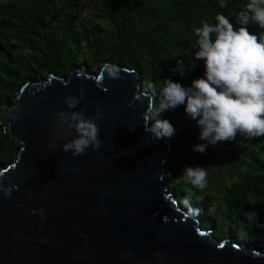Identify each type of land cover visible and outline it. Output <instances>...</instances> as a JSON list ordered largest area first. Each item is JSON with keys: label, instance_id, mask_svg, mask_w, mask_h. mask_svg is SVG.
<instances>
[{"label": "water", "instance_id": "95a60500", "mask_svg": "<svg viewBox=\"0 0 264 264\" xmlns=\"http://www.w3.org/2000/svg\"><path fill=\"white\" fill-rule=\"evenodd\" d=\"M140 85L136 68L107 60L99 72L30 79L3 106L0 124L20 149L0 170L16 186L10 197L0 191V264H264V247L218 239L171 191L161 161L173 141L145 130L154 97ZM81 90L76 110L102 111L101 144L73 156L63 145L74 131L54 113Z\"/></svg>", "mask_w": 264, "mask_h": 264}, {"label": "trees", "instance_id": "16d2710c", "mask_svg": "<svg viewBox=\"0 0 264 264\" xmlns=\"http://www.w3.org/2000/svg\"><path fill=\"white\" fill-rule=\"evenodd\" d=\"M89 1L100 6L117 30L118 40L109 58L99 59L97 50L80 57L72 49L71 43L75 41L87 39L91 44L89 36L96 34L75 31L68 36L70 25L78 28L80 23L75 21L83 18ZM247 2L227 0V6L222 9L218 0H30L20 6L0 0V88L4 85L0 90V111L4 105L14 103L16 92L26 81L46 78L47 70L68 78L73 68L85 65L92 71L97 62L99 68L95 72H99L101 63L107 60L136 68L141 83L148 79L160 85L166 77H171L190 85L204 71L203 61L194 56V29L203 20L214 23L217 13L226 15L234 27H239L235 17ZM154 14L157 24L134 37L131 30L136 16L147 21ZM249 30L264 31L257 25H249ZM27 47L38 57L25 53ZM178 61L185 64L183 75L177 68ZM29 64L42 73L35 74ZM154 102L158 104V97H154ZM165 117L178 129L188 127L192 140H197L199 129L187 118L183 106L165 113ZM237 139L239 144L232 152L226 151L229 145L221 143L223 167L231 178L221 191L216 193L207 190L208 187L197 190L182 180L186 165H176L172 158L185 149L192 150L187 142L173 148L165 163L166 179L171 191L201 218L204 227V220H210L215 234L222 226L245 243L251 241L264 246V136L252 140L237 136ZM19 149L20 143L5 133L4 125L0 124V170L15 160ZM190 165L198 166V161Z\"/></svg>", "mask_w": 264, "mask_h": 264}, {"label": "clouds", "instance_id": "9594fccd", "mask_svg": "<svg viewBox=\"0 0 264 264\" xmlns=\"http://www.w3.org/2000/svg\"><path fill=\"white\" fill-rule=\"evenodd\" d=\"M220 8L227 6V0H218ZM214 23L201 21L194 29V56L203 61V75L184 85L166 77L160 85L145 79L140 87L144 95L158 97L141 114L145 130L152 139L171 138L176 127L165 117V113L183 106L188 119L199 129L194 152L203 154L209 146L236 140L256 139L264 136V31L249 30V25L264 29V0H248L244 9L235 17V24L222 13H217ZM177 68L183 75L185 64L178 61ZM113 78L120 76L115 66L107 69ZM84 92L64 98L66 109L56 110L55 117L60 125L74 131L63 150H71L73 156L81 155L101 144L98 121L102 111L97 105L94 115H86L76 106L84 100ZM131 106V105H130ZM133 130V127H129ZM134 155V152H133ZM161 161V164H165ZM2 177V173H0ZM182 180L197 190L208 187V174L204 167L186 165ZM16 188L4 184L0 179V191L10 197ZM187 202V200H186Z\"/></svg>", "mask_w": 264, "mask_h": 264}, {"label": "rangeland", "instance_id": "374dc122", "mask_svg": "<svg viewBox=\"0 0 264 264\" xmlns=\"http://www.w3.org/2000/svg\"><path fill=\"white\" fill-rule=\"evenodd\" d=\"M28 1L30 0H3L5 4H8L10 6H20L21 4H24L25 2ZM137 16L133 20V22H135V24L133 25L135 28L132 26V30H131L132 35L134 37L144 33L148 29H152L153 26L157 24L156 23L157 15L155 14L152 15L151 18L147 21L142 19L143 17H137ZM75 23H80V24L78 28L74 27V24L70 25L71 29L68 31V36L70 34H73L75 31H80V32L82 31L87 35L92 34V32L94 31L96 32V34L95 36L93 35L89 36V41L91 44L88 43L87 39H84L82 41L80 40L81 41L80 43L76 41L71 43L73 51L76 54L79 53L80 57H87L89 56L90 53L93 54L97 50L99 59L101 57L109 58L113 46L115 42H117L118 40V33L114 24L110 21L108 17H106L105 12L102 11L100 6L92 1H89L86 10L83 13V18L78 21H75ZM28 48L30 47L26 48L25 53H29L30 55L37 56L36 54H34V51H30ZM27 66H29V68H31L37 75L42 73V70L35 71V68H33L30 64ZM98 68L99 65L97 62V64L96 63L94 64V68L92 71L93 72L97 71ZM46 73L49 74L50 71L47 70ZM3 87L4 85L1 86L0 90H3ZM176 129H177L176 134L172 136L173 148L180 147L181 145H184L185 142H187L186 145L190 144L192 146L199 143L198 138L196 141L192 140L191 138L192 132L188 127L184 126L182 129L181 128L180 129L176 128ZM225 143L227 144V146L229 145L228 147L226 146L227 147L226 151L232 152L237 148V145L239 144V139L236 138V140L233 142H225ZM223 148L224 146L222 147L221 144H217L216 146H209L206 152L203 154L194 152L191 149H185L182 152L175 154L172 160L175 162L176 165H182V166L190 165L195 160L198 161V166L204 167L208 174L209 183L207 190L210 189L211 191L217 193V191L222 190L224 183H226L227 181L229 182L231 179L230 175L225 172L224 169L225 167H223L225 164L222 157V152L224 151ZM6 166H4V168ZM172 178L177 180V177L174 175H172ZM171 186L173 187L172 184ZM187 208L191 210L188 206ZM210 223H211L210 220L209 221L204 220V225L206 226V228L215 230V226L214 227L211 226ZM215 232H216L215 235L218 239L223 238L224 235L226 236L230 235L229 234L230 231L224 230L222 226L217 228ZM241 240L242 242H244L243 239ZM247 243H255V242L247 241ZM255 244L261 246V244L258 243Z\"/></svg>", "mask_w": 264, "mask_h": 264}]
</instances>
